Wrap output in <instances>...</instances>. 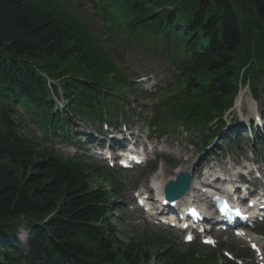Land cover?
<instances>
[{"label":"trees","instance_id":"obj_1","mask_svg":"<svg viewBox=\"0 0 264 264\" xmlns=\"http://www.w3.org/2000/svg\"><path fill=\"white\" fill-rule=\"evenodd\" d=\"M239 1L264 21V0ZM91 2L104 20L99 33L66 0H0V264H143L155 248L160 264H210L156 236L121 243L108 218L114 196L91 188L93 175L113 187L115 179L29 140L24 124L37 125L50 144H72L73 119L116 121V91L132 90L121 52L137 49L177 72L164 103L168 124L192 129L206 148L214 137L205 130L214 119L222 125L247 80L259 99L264 69L254 63L264 64V33L242 58L231 0ZM22 227L26 249L17 240Z\"/></svg>","mask_w":264,"mask_h":264},{"label":"rangeland","instance_id":"obj_2","mask_svg":"<svg viewBox=\"0 0 264 264\" xmlns=\"http://www.w3.org/2000/svg\"><path fill=\"white\" fill-rule=\"evenodd\" d=\"M232 5L236 10V13L240 20V28L242 31V44L240 48V54L242 55V58L245 56V54L249 52H253L252 50L256 51L258 48L261 47V37L264 33V21H262L256 14L255 9L250 6L246 5L244 2H240L239 0H231ZM67 4H69L73 9L78 8V6H82V11H87L89 13H92L93 10L90 9L92 7L90 0H66ZM90 14H87L89 16ZM83 16L84 22H87L90 24V26L93 27V30L96 33L101 32L104 23L102 19L98 18L97 16L93 17H87ZM116 41H118L119 37L114 38ZM108 39H104L103 43L105 46H107ZM253 61H256L254 59ZM128 62V63H127ZM126 65H123L122 67L125 68V72H127L128 82L130 85H132L135 88V91L137 93L142 92V90H154V89H162L166 85L169 84L170 76H167L166 67L164 68L160 62L157 61V59H151L149 57H139L138 60L132 63V55L131 53L128 55ZM255 67L259 69H264V64L262 62L254 63ZM164 69V70H163ZM147 80L146 82H143ZM264 88V81L261 80V82H258V90L260 93V102L253 103L251 100V97L249 95V88H244L241 92L244 93L245 101L246 99H250L249 101L243 102V107L250 108L251 113L250 115L254 116L256 113V108H259L260 104L264 102V95L261 94L262 90ZM160 95V94H159ZM164 96V95H162ZM127 98V97H126ZM162 99H159L161 101ZM126 103H129L130 105L134 106L136 108L135 115L131 121H126V125L131 126V132H134L135 130L139 129L141 126H144V134L148 135L150 134V142L151 144L158 143L161 145L160 149L163 151V153L170 159L175 161L174 166H170L165 163L159 164V167L154 174H149L148 168H142L138 171L131 172V173H120L118 176V179L122 181V186L119 187L121 190L119 191L118 198L114 201V204L111 207V215L108 216L109 218V224L113 228L114 232H116V238L121 243H127L128 240H135L136 242H139L140 238L144 240L145 236L148 237H162L165 240L170 241L172 244H174L173 247L178 248L180 250L185 249L184 244V238L179 233L172 231L168 228H157L154 227L149 221L145 219V216L141 215L139 211H134L132 208L133 203V197H132V187L137 184L145 183L147 180H150L152 177H154L158 171L162 170L165 173V179H169L171 173H173V170L179 165H184L185 161H187L190 165V169L198 168L195 167L198 165L200 157L195 154L194 149L189 145V139L193 140L194 137H191L187 132L182 131L177 135L165 137L163 139L159 138V134H154L153 132H149L147 128L145 127L146 123L148 122V119H146L145 112L150 111V103H147V109H144V113H141L142 109L136 107L139 105V103H136V100H134L133 97H130ZM252 103L254 105H252ZM242 110V109H241ZM240 110V111H241ZM239 110L236 108V110L230 115L228 113V117L231 121H238ZM139 114V116H138ZM80 122L79 119L73 120V125H78ZM238 123H240L238 121ZM85 127V128H84ZM94 128H99V126H93L92 124L89 126V123H83L81 124V127L76 129V134L78 135V138H81L82 131L88 130ZM24 133L25 136L29 138V140H32L36 143L42 144L43 146H47L48 143L44 141V134L42 131L37 127V125L32 124L28 121V123L24 124ZM253 138H259L255 137L253 134ZM254 139H245V142L242 143V145H245L243 150L246 152V156L244 155H227L225 159H222V164H226L230 161H244L245 159H249L250 153L248 151H252L254 155L257 156V158L260 161H264V130H261V136L260 140H256L254 142ZM82 143V141H80ZM198 143V141H197ZM165 145L171 146L172 150H168L165 148ZM50 147H53L54 150L63 155L68 156L69 154L74 153V149L72 147H65L64 145H49ZM96 144L90 145L88 149L82 154L86 157L89 161L93 162V164L97 168H104L103 164H100L101 162L96 161L95 157V151L97 148H95ZM234 153L236 154V150H234ZM95 160V161H92ZM183 161V162H182ZM217 162H221V159H219ZM201 167V166H200ZM175 171V170H174ZM106 186L110 187V184L100 178H98L96 175L92 176L91 181V188L97 189V188H104ZM123 192L124 195L122 196ZM261 226V225H260ZM260 228H263L264 235V225H262ZM17 240L20 241L22 247L26 249L28 235L27 231L22 227L19 230V233L17 235ZM231 246V245H229ZM234 246V245H233ZM231 247H228V251L232 252L234 255H236V251H231ZM234 248V247H233ZM159 250V248H155V250L151 251V256L156 257V250ZM236 250V249H233ZM223 252H219L218 259L220 264H225V260L222 257ZM249 264H253L252 261H247ZM123 264V263H122ZM149 264H155V262H150ZM159 264V263H156Z\"/></svg>","mask_w":264,"mask_h":264},{"label":"bare ground","instance_id":"obj_3","mask_svg":"<svg viewBox=\"0 0 264 264\" xmlns=\"http://www.w3.org/2000/svg\"><path fill=\"white\" fill-rule=\"evenodd\" d=\"M242 100H245L244 99V93L242 95ZM240 128H241V126H237V127H235L234 130H238ZM131 135L132 136L134 135V137L137 138L138 140L139 139H142V136L139 135V134L136 135L135 132L132 133ZM125 144L126 143H121V146H124ZM187 169L188 170L190 169V165H187V166L180 165L175 171H173V173H171V175L169 177V180H174L175 177L180 172H185V171H187ZM188 172H190L193 175V177H194V173L196 174V171L194 172V169H193V171H188ZM164 176H165L164 175V171H159L157 173V175H156V179L152 182V187L157 192V194H159V196H158L159 198L164 197V195H161V194H162V192L164 190L165 185L169 181V180L167 181ZM197 184H198V178L195 177L194 182H193V186H192L191 190L188 192V194L186 196H184L182 199H180V200L177 201L176 206H180L181 203L187 202V200L190 199V196L196 193L195 189H196ZM150 201L151 202H150L149 205L155 207V204H157V201L154 200V199H151Z\"/></svg>","mask_w":264,"mask_h":264},{"label":"water","instance_id":"obj_4","mask_svg":"<svg viewBox=\"0 0 264 264\" xmlns=\"http://www.w3.org/2000/svg\"><path fill=\"white\" fill-rule=\"evenodd\" d=\"M187 179H189V176H187L186 174H182V175L178 178V181H177L176 184H171V185H169V187H168L167 190H166V193H167L168 197L171 195V193H170L171 188L175 187L176 185L178 186L179 184H180V187H182V183H183V181H185V180H187ZM187 188H188V187H185V186H184V188H180L181 191H180L179 193H177L176 196L181 197L182 195H184L185 192H186V190H187Z\"/></svg>","mask_w":264,"mask_h":264},{"label":"snow or ice","instance_id":"obj_5","mask_svg":"<svg viewBox=\"0 0 264 264\" xmlns=\"http://www.w3.org/2000/svg\"><path fill=\"white\" fill-rule=\"evenodd\" d=\"M237 214L239 215V212H237ZM189 239H191V237H189Z\"/></svg>","mask_w":264,"mask_h":264}]
</instances>
